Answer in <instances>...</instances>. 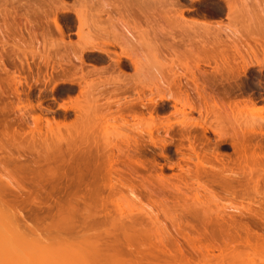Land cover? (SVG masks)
I'll return each mask as SVG.
<instances>
[{
	"label": "bare ground",
	"instance_id": "bare-ground-1",
	"mask_svg": "<svg viewBox=\"0 0 264 264\" xmlns=\"http://www.w3.org/2000/svg\"><path fill=\"white\" fill-rule=\"evenodd\" d=\"M21 1H25V0H20V1L18 0V2H21ZM34 1H37L38 5H36V6H34L33 4L31 5V3H32L31 0H26V2H24L27 5V7H28L29 3H30L29 7H30V5L32 7V9H29V10H31L30 13L29 12L28 13L26 12L27 14L25 13L26 14L25 15V21L27 19V21L29 22V25H30V27L27 29V32H28L27 34H29V37H30L29 42L31 44L30 53H31L32 61H30L28 56L26 55L28 53L23 52L21 54H23V59H25V60L20 58V56H18V55L16 56V58L19 61L20 67L23 68L24 65H27L28 70L32 71L33 66L38 67V69H39L40 66L43 65L46 68V70H45L46 73L43 76L44 78L42 77L43 78L42 80L44 82L53 81L56 77L57 80H54V82L55 81L58 82V80H61V82H68L70 84L71 88L74 85L75 86L77 85L79 88V95L74 97L73 99H70L71 100V106L70 107L76 111L78 117H80L81 119L87 120L89 122V124L93 128H96V129L98 128L97 125H101L100 123L103 124V121H105V122L107 121V115H106L104 109L107 107H108V109H110L111 106H109V105H111L112 104L111 102H113L112 99L111 100L109 99L108 102L111 101L110 102L111 104L107 102L105 104L106 107L104 108V106H105L104 104L103 105L99 104V100L101 98L104 99V97L106 98V96H108V95H110V96L119 95V97H120V95L124 96L123 98L125 99V101L123 103L118 102L119 103V112H118L119 114L115 115V117L112 115V117H114L113 120L118 119L117 116H119V119L122 121V123L124 125L128 124L129 119L127 118V116L128 117L131 116L132 118H135V119L137 118L136 119L137 121H139L140 119H141V121H144L143 119L145 116L143 115V111H144L143 109L146 110L148 108L147 102H150L152 106L150 109V119H148L149 120L148 122H151V123H149L150 125L146 131L148 132L147 134L150 135V137H149L150 142L149 143H152L154 146H156V145L158 146L160 144V143L157 144L156 142H158V140L161 141V138L158 137L160 135L157 134L158 138L156 139V136L154 135L153 132L155 131L156 128L158 130L159 125H162L160 122L159 123L155 122V119L152 115V111L156 107V106L154 107V105L162 106L163 105L162 103L164 101L167 102L169 99H171L174 101V107H176L177 103H182L183 107H188L192 111L194 109H196V110L198 109L199 114L201 115V119L203 121H207L206 119L209 117V114L211 112L209 110H211L212 108L214 110L215 109L214 107L218 106V104H217V102H215V104H213V107L208 109L207 103L211 102L212 100L208 101V102L206 101V97H205L206 95L205 96L203 95V92H204L203 90L205 89V86L199 85L198 81H200V79L203 80V82L201 83L202 85L204 82H208L212 85V87L215 86L216 89H217V87L218 88L220 87V84H221V86H223L224 84H227V85L221 87L222 89H224L223 90L224 91L223 96H225V97L220 96V97L226 99V98L230 97L235 92V91L233 92V90H232V86H234L233 83L237 82V79H239L242 75H245L250 66H253V64L259 65L261 67L260 70L264 67V45L261 46L262 50H263V56H262L263 58H259L254 54L253 57L255 58V60L252 61L251 58L246 59L243 56H240L243 63L242 64L241 63L235 64L236 65L235 66L233 64L236 62L237 58H235V56H232L234 54L232 52H231L232 57L229 55L230 54L229 49H231L232 51L234 50V52L238 51L237 54L240 52L238 50L239 48H238L237 43L236 42L233 43V41H234V40L232 41L233 38L230 39L232 36L234 37V34L232 36L230 35L234 31L231 32L230 34L228 33L231 37H227V39H225V37L227 36V33H226V36L225 35L223 36L224 38L222 37L223 39H220V38L216 37V35H214L216 38H214V36L212 37V35L214 34V32H213V34L210 37L213 38L212 42L214 40V45H216L218 47V49H219V50H217L218 52L216 53V51H215V54H214V52L208 54V52H210V49H209V51H206L207 55L204 56V54H203V56H197V58H196L197 61H196V65L194 66V68H190L189 66L186 68L188 70V72L191 74L190 75L191 77H189L190 81H192L196 86L197 90H195V92L199 94L197 96H199L198 101H200V102L199 103L197 102V103L200 105H199V107H196L194 105L195 103H193L191 98L189 97L190 94H188L186 92L187 89L185 90V92H183V93H185L184 98H180L178 95L167 96L164 94L163 87H161L160 83H158L159 78H160V77L158 78V76H160V75H158V76L156 75L157 77L154 76L156 79L153 78V74H151L150 69L148 67H145L146 63L143 62V59L141 60L142 53L145 50H147V52L152 51L154 45H152L153 43L151 44V42L148 41L144 37H142V40H139L137 38V35L140 34V31H138V29H142L143 27H146V29H149V28L153 29V28L157 27L156 29H158L159 32L161 31V33L164 34L161 36H164L162 38H164V40H165V37H166L165 33H167V32H163L164 31V30L162 31L163 28H161V30H159L158 27H160V26H158V24L160 23V24L164 25L166 23L169 26L172 25L170 27L168 26L170 29L172 27H173L172 29L174 31L177 29L176 31H178V32H177V34L175 33L176 36L178 35V33H179V35H181V34L184 35V33H185V35H187V33H189V32H187L188 30H191L192 34H196V37L191 38V40H190V46H192L191 45L192 42H196L195 40H197L198 39L197 37L199 36V30L198 29L200 27L198 28L199 25L197 23H201V22L196 20L198 18L192 19L189 22V20L187 19V16L185 17V15H184V9H183L184 5H183V3H181V0H120L122 3H120L119 0H73L74 2L72 3V5H69L67 3V0H34ZM202 1H204V0H189V2L191 3V7H194L195 3L202 2ZM241 1H244V0H219L218 11L220 13H222L226 9V16H227V19L229 22V19H233L235 16L236 17L240 16L239 14L242 13V10H241L242 8H240V5H244V3L246 4L247 1H244V2H241ZM255 1H257V0H255ZM10 3L15 4V1L10 0ZM37 3H35V4H37ZM186 7L188 8V6H185V8ZM244 9L246 10V7ZM245 10L243 11L245 13L241 14V19L246 15ZM248 10L249 9H247V12H248ZM11 11L12 12H10L9 15H11V17L13 19L14 18L16 19V17L19 16V14H17L16 9L13 7V9ZM60 15L62 16V18L71 19L70 23L64 24L61 21V19H59V17H58ZM242 15H243V17H242ZM31 17L40 18V20H41L40 25L37 28V30L35 29V24H34L35 21H33ZM259 20H261V18H259ZM234 21H235V18H234ZM88 22L91 23L92 26H94L92 23H95L94 27L91 26L92 27L91 30H93V32L95 30V27L101 26V25L99 26L98 24H102V27L100 29H97L98 28L97 27L96 28L97 30L95 31V33H93V35H92V33L91 34L86 33L85 27L88 26ZM202 23L207 25L206 26L207 29H208V26L211 25V23L207 22V21H202ZM234 23H235V25H237L236 22H234ZM234 23H233V25H234ZM216 24H218V23H216ZM195 26H196V28H195ZM257 26H259V25H257ZM223 27H224V24H223ZM225 27H226V24H225ZM201 28H203V27H201ZM210 28H212V27H209V30H211ZM257 28L258 27H256V29ZM73 29L74 30L76 29L74 34H76L78 36L77 37L78 41H75V42H72L71 40L66 41L68 39H65V38L67 36L69 38L70 32ZM195 29H196V31H195ZM215 29H217L218 31L222 30V25L220 24L218 26H215ZM224 29L226 30V28H224ZM231 29H230V31H232ZM261 29H262V27H261ZM53 30H56L60 36V38L57 41L56 40L53 41V39L51 38ZM203 30H204V28H203ZM227 30H228V27H227ZM213 31H214V29H213ZM262 31L264 33V30H259V33L262 34ZM159 32L157 33V35L159 34ZM222 32H223L222 34H225L226 31H222ZM201 33L203 34L206 32L201 31ZM236 33L239 36L238 32H236ZM143 34H145V36L147 34V36L149 37L148 33H143ZM197 34H198V36H197ZM218 34H220V32H218ZM150 35H153V34H150ZM237 35H236V37H237ZM262 35L264 36V34H262ZM167 36H168V33H167ZM170 37H172V38L174 37L173 33L171 34ZM179 37L180 36H178V38ZM158 38L156 39L157 43L160 41V39L162 40V42L160 41L159 43H163V39L161 37H160V39H158ZM168 38H169V36L167 37V39ZM186 39H188V36L185 37V40ZM204 39H206V38L204 37ZM240 39L238 38V40H240ZM255 39H256V36H255ZM180 40L183 41L184 39H180ZM224 40H227V42H225ZM228 40H229V42H228ZM263 40H264V38L262 39V41ZM140 41H143V42H140ZM182 41H180V42H182ZM230 41H232V42H230ZM255 41H257V39ZM247 42H248V40H247ZM7 43L8 42L4 41V45H6ZM33 43H37V45H39V46L37 48H34ZM260 43H261V41H260ZM23 44H25V43L23 42ZM2 45H3V43H2ZM4 45H3V47H4ZM185 45H186V43H185ZM14 46L18 47L17 50L23 51L21 49V47L19 46V44H14ZM160 47H162V45ZM160 47L158 46V48H160ZM169 47H171V46H169ZM199 47H200V45H199ZM158 48L155 47V50H157ZM207 48H205V49H207ZM39 49H41V50H39ZM186 49H187V46H186ZM190 49H191V47H190ZM12 50H14V49H12ZM211 50H212V48H211ZM12 52H15V51H12ZM88 53L97 54L98 57H101L102 59H103V57L104 58L108 57L110 60V63L105 64V65L103 64V66H100V67L96 66L94 64H91L93 67L92 71H90V72L88 71L87 73H84L85 72L84 71L85 66L88 65L86 63V59H85V56ZM240 53L238 55H240ZM0 54H1L0 55V65H1V63H3L2 65L4 66L5 69H7L6 64H5L6 58L2 53H0ZM15 54H18V53L15 52ZM238 55L236 57H238ZM241 55H243V54H241ZM156 56H157V54L152 57V58L155 57L154 58L155 60L152 59V62L156 61L155 62L156 64L154 62L153 63L156 65V67H158L157 64H159L161 62H157L159 60L157 59L158 57H156ZM8 57H9V55H8ZM36 57L38 58L39 62L35 61ZM189 57L190 56H188V58L187 57L186 58L189 59ZM231 58H233V59H231ZM240 58L238 57V59H240ZM10 59H11V56H10ZM12 60H14V59H12ZM217 60H218V62H217ZM212 61L215 62L214 63L215 64L214 65L215 66L214 72L209 74V72L211 70L208 72V70L200 67L201 63L210 66V63H212ZM14 62H15V60H14ZM77 62H79V64H76ZM236 63H238V62H236ZM186 65H188V64H186ZM16 66L17 65H15V67ZM159 66H162V65L159 64ZM165 67H164V69H165ZM131 69L135 71V77L132 78L131 80L127 79L126 77H125V79H123L122 76H120V74H119V76H120L119 79H115V77H114L112 79L105 80V82H100V81H97V79H96V83H94L93 81H87V78L90 77L92 74L96 76V74H103L105 72H112L113 73L115 71H118V72L125 75L126 74L125 72H128ZM194 69L198 72L197 75H199V77L195 74L196 71ZM39 70H38V73L36 72L37 73L36 77L31 76L32 79H34L35 83L41 82ZM156 72L161 74V72H160V70H158V68H156ZM179 75H181V74H179ZM10 76H11V80L9 79L10 77L7 76L9 80H7V82H6L7 83L6 88L3 87V85H4V84H2L3 81L0 80V100L7 93V92L5 93V90L9 88L10 90L15 91V93L14 92L13 93L11 92V93L14 96L15 95L17 96L16 98L19 100L20 103L26 102V104H23L24 108H26V109L30 108V109L34 110L36 108V106L33 105L32 101L30 99L29 91H26V90L23 91L25 93V97H23L25 99L24 101L21 99L20 93L18 92L19 91L18 85L19 84L21 85V83H22L20 74L16 75V71H12ZM59 77L61 79H59ZM172 77L174 79H171L170 81H172V83H174V85L177 86L180 91L181 90L183 91V89H181V88H183L182 87L183 85L180 82V80L182 78L181 79H180V77L178 78V74L175 72H174V75ZM24 79H25L24 81L27 84V88L31 89L32 84H30L28 82V78L26 76H24ZM94 81H95V79H94ZM184 81H185V79H184ZM184 81H182V82H184ZM56 82H55V85H57ZM185 82H184V84H185ZM116 83H119V85L117 86ZM218 84H219V86H217ZM186 85H188V84H186ZM186 85H185V87H187ZM112 86L114 88L112 90H109L108 88H110ZM73 89H74V87H73ZM193 90H194V88L192 89V91ZM147 91H149L150 93L146 94ZM221 92H222V90H221ZM129 94L134 95V96H132L134 98L131 97L132 99L128 100V98L130 96ZM156 94L159 97V99H158L159 101L158 100L155 101L153 99V97L156 96ZM207 95L209 96V93ZM7 96L10 97L9 94ZM233 96H235V95H233ZM116 97H118V96H116ZM193 99H194V97H193ZM207 99L209 100V97ZM117 101H119V100H117ZM240 102L241 101H239V103H238V100L235 103L232 102L234 104L233 108H237L238 105L241 104ZM203 104H204V106L202 107L201 105H203ZM242 104L245 105L244 107L247 110H250V109L255 110L257 108L260 111L259 112L260 114L262 113L261 111H263V109H264L263 106H262L263 109L261 107L262 110L260 109L259 106L256 107V105H255L256 103L253 100H245L242 102ZM40 106H41V104H40ZM61 106L64 109H67V105H65V104H62ZM241 107H243V106H241ZM16 108L18 109L17 104L15 105V103L13 101H8L6 104L4 103V105L0 106V114L1 115L10 114V113L14 112ZM219 108H218V110L216 109L217 114H218V111L220 110ZM30 109H29V111H30ZM48 110H50V109H48ZM179 110L180 109H177L176 112H179ZM203 110L206 113L205 116L203 115L204 114ZM237 110H238V108H237ZM180 112L185 117L187 116L186 111L184 109H182ZM37 113H38V111H37ZM139 113H140V116L138 115ZM211 113H213V112H211ZM138 118H140V119H138ZM157 118H159V117H157ZM21 119H22V121H23V119H25V113L22 114ZM216 119H217V117H216ZM260 119H262L263 123H256V125L250 126L246 130H242L241 132L235 131V133H233L231 135L226 134V132L223 130L222 127L221 128L215 127L213 129L211 126L212 131L214 133H216L218 138L221 139L222 141L226 140L225 138H227V137L231 138L230 139L231 141L229 143H231V146H233L232 149H234L233 151L235 152V154H233V155L234 156L236 155L235 156L236 158L234 157L233 159H231L229 157L228 160L234 166L236 165L235 169H234V166L232 167L231 164H229V161L228 162L225 161L226 163L223 162L225 160L224 158H222L224 156L223 154L219 153L220 155H218V152H214V155L212 153L213 156L212 155L208 156V154H207L208 152L207 153L206 152H200L203 149L198 151L199 146H198V144H196V142H198V140H197L198 136L192 135L191 129L193 127H195V128L198 127L205 137L206 136L205 134L208 131V126L206 125L207 124L206 122H204L205 123V125H204V123L203 124L198 123L197 120L195 121V119L192 120L191 118L189 120L183 119V120L179 121L180 129H179V133L177 132L178 135L179 134L181 135V136H179V138H174V136H171V138H169L170 139L169 141H172V142L176 139H177V141L179 139L180 142H182L184 140L188 141L189 145L187 147L189 149L188 148L187 149L190 150L189 151V152H191L190 155L189 154H183V152L182 153L180 152L181 150L178 147L183 146V142L181 143L182 145L179 146L180 144L178 141V146H177V149H179V151H177V152H179L180 154H183L185 156L187 155L185 157V159L183 158L184 156L181 155L182 158L184 159V161L186 160L185 162H188L190 164V162L192 163L194 161V158L197 159L196 162H193L195 164L194 168L189 167V165H187V164H186L187 168H184L182 165H180V163H178L177 166H178V168L180 167V171H181L180 174L166 175L165 168L162 166V164L160 167L157 166L158 167L157 169H159V170H157L155 168L156 166L155 167L152 166L150 168L147 167V165H146L147 158L145 156L146 154L144 155L145 159L140 157L141 148H142V146H144L146 144V142L144 141V139L146 140V138L143 135V133H144L143 131L140 132L141 139L143 140V142H140V140L138 138H134V141L132 142L128 138L129 136H124V140H123V144H124L123 146L124 147H121V148L119 147V145L112 144L111 142H108L107 137L104 136V138L106 137V143H105V146L102 148V151L100 150V148L98 146L95 147V151H93L92 146H90L89 148L83 149V147H82L83 144H78L75 141L70 142V144L71 143L72 144L70 146L67 145V149H65V150H63L61 148V146H58L55 150H48L44 154H42L40 151H38L36 149H28L26 147H25V149H27V150H24L23 154L18 152L17 155H14L13 153L7 151V153H8L7 158H10L12 160V164H11L12 168L9 169V167H7L6 165H3L4 162L2 164L0 163V167L2 168V171L4 172V175H3V172L2 173L0 172V264H7V262H5L6 261L5 259H7L8 254H6V253L9 250H11V248L12 249L15 248V250H16V248H19V245H20V244L17 245L18 242L14 243L13 241L14 240L17 241V240L16 239L13 240V238H12L13 235L11 236V234L15 235L18 233L16 230H14V228H12L13 223H15L17 219H15L16 218L15 215L11 216L9 214L7 215L6 212H3L2 209L6 204L1 201V197L2 196H8V195H16V196L28 195V196H30V195H34V194L35 195L37 194L40 196L41 193H43V191L45 193V194L43 193L44 195L50 196V199L53 201V204L49 203V200H47V199H41L40 198L41 200L39 199L38 201H35L36 197H34L35 198L34 200L31 199L32 202L34 201L39 206H41V205L46 206L47 210L48 209L50 211L55 210L56 215L61 217V224L63 225L61 228L64 231H68V230H74L75 231L76 229H78V230H76V233H70L71 237L68 235L72 239L69 242L71 244H69L67 242L68 240H66L67 246L61 245L62 247H64L63 249H65V253L63 252V254H62V252L60 250V252H58V253L59 254L61 253L62 255L61 254H60V256L54 255L55 257H58V258L60 257L58 259L59 261L57 260V258L54 259V257H53L54 261L57 260V262H59V264H124L127 261L126 257L124 258V256H129V259L131 258L132 260H136V258L138 260L140 258L141 261L143 262L141 257H143V259L146 257L145 259L149 260V257L147 255L151 256L153 259H156V260H160V257H161L160 255H163V256L166 255V256H168V258L170 257V259H171V262H166V263H168V264H170V263L176 264V262L178 263L179 261H177V258H175V257H177V254H175V253L178 252V254H181L182 256H184L185 252H184V249L182 248L181 243L177 237L179 236L182 239H184V241L186 243H188L191 247H193L192 243L194 244V242H196L198 240L197 239L198 236H196V235H195L196 237L192 236V234H194V232L191 233V230L192 231L194 230L193 225H191L190 223L187 222L186 223L187 226H185L186 228L183 227L182 220H181L182 218H180L179 220H173V219L171 220L170 219L172 224L174 223L173 224L174 225V231L176 232L175 234H177V235L174 234V236H171L172 233L169 234V232L162 231L164 226L157 219V217L159 215L157 214L158 215L157 216L156 213H151L149 211H146L144 213V211H143L142 212V213H144L143 215L146 216V217H144L142 215L144 218H142V216H140L139 214H137V215H139L141 218L137 217L136 215L133 216L132 213H134V212H132V213L126 212L127 215H124V213H120L118 215L119 216V223H120V225L123 224L121 226V230H122V227L125 225L124 226L125 228H123L122 233L124 232V229L128 228L125 231H127V233H128V230H131L132 232L129 231L131 234L136 232L137 235H135V233H134V236H137L136 238H138L139 240H140L141 236H145V234L148 233L149 236L151 237V238L150 237H148V238L150 240L153 239V241L150 242L149 245H147L145 243H141V240H140V242H138L139 241L138 240L137 242L139 243V246L133 245L135 240H136L134 238L135 240L133 241V244L131 243L130 240H133L132 239L133 234L125 237V235L127 233L124 232L125 233V234L123 233V236H124L123 238L125 239L124 241L127 242L126 239H128L129 242L121 243L119 240L115 239L114 241H111V242L109 241L110 242L109 243L108 241H101L102 237L100 238V235L96 234L95 231H94V234H92L91 232H93V230H95V229H93V227H91V225L89 226L87 224V222L84 221V223L87 226L85 224H84V226H82L83 224L80 226H76L75 221L77 219L75 218L73 213H75L76 204H79V202L75 199L74 196H57L56 199L53 198L52 195H53L55 190H58L61 192L62 189L63 190L68 189V188L73 187V186H75V188H73V190L75 189L76 191H82V187H84L87 189V191L89 193H91V191L93 190L91 188L94 184L96 185V187H93V188H97L98 186H101V179H102V174H103V170H101V168L103 166L102 162L107 160V163L109 165L104 166V167L106 169H114L113 164L116 163L117 157L123 158L122 162L128 167V171H129V174L132 177V179L141 183L142 189L145 190L150 195L153 194V191L150 188V185L152 186V182L148 179V177H151L152 179L153 178L156 179L157 183L159 184L161 189L162 190L166 189L169 193L186 194V192L183 191V189H186V190H191V191L193 190L192 192L195 194V196H200L203 191L205 192V194H204L205 196H209V193H210V196H219L220 195L219 193L222 192L223 194H225V196L231 197L232 199H235V200L237 199V197H240V198H242L241 200H243V198L245 196H248L246 198L249 199L248 200L249 203L247 202L248 204L245 207L243 206L245 208L244 209V215H243V211H241V213H242L243 217H245V215L249 216L251 221H250L249 217H247L249 219L248 222L243 221L244 224H241L235 218L234 213L231 214L232 212L230 213V211H229V213H225L220 217L219 225L226 224V225H228V227L234 228V229L242 228L241 232L244 231L247 236L245 235L246 238L244 237L245 238L244 239L240 235L241 236L240 239L242 240L241 242L251 243L252 240H254V241L257 240L256 244L258 245V243L259 244L261 243L262 246H260L261 245L260 244L259 247L264 248V197H258V196H261L262 194L264 195V191L262 192V190H260V188L264 190V188H263L264 187V139H261L264 137V117L260 116ZM33 120H34V123L38 126L39 124L41 125L43 118L40 115H36V116H33ZM150 120H152V121H150ZM202 120L200 122H203ZM217 120L219 121V124L223 126L224 122L222 121V119L218 118ZM54 121H55V124L57 123L58 126H64L63 121H56L55 119H54ZM215 121L216 120L214 119V122ZM46 122L48 123V125L51 124V121L49 119H46ZM145 122H147V121H145ZM114 124H117V123H114ZM18 125H19V123H18ZM159 130H158V132H159ZM164 130L167 134H169V131L173 130V126L168 122L167 128ZM154 136H155V138H154ZM205 138H207V137H205ZM258 138H260L263 141H261V140L258 141L257 140ZM209 139L210 138H208V141H209ZM85 140H86V138H85ZM167 141L168 140L166 139L163 142V144L161 146H159V147H161V152L164 150ZM253 141H256V142H253ZM169 143H171V142H169ZM29 147H30V145H29ZM114 148L118 150L117 152L119 155H116L117 153L115 154V152L113 151ZM33 150H36L35 153L37 154L39 159L42 158L43 163L47 165L46 167H44L43 165H41L37 161L30 163L31 160H35L34 154L32 152ZM162 153H161L162 156L167 155L166 151L165 152L163 151ZM167 159H168V156H167ZM183 159H182V161H183ZM22 160L27 161V163L22 162ZM152 161H153V159H152ZM213 161L214 162L218 161V162H220L219 164L222 163V165H221L222 167H217L218 166V165H216L217 163L215 162L216 164H214V163H212ZM248 162H252V163H254V165H249ZM260 162H262L263 165H261ZM227 163H228V165H226ZM258 163H260V164L258 165ZM133 164L135 166H137L136 169L133 167ZM207 164L208 165L211 164V166L209 167ZM212 165H214V166L216 165V167H214ZM236 168L240 172L236 171ZM140 170L146 171V173L149 176L145 177L144 175H142L140 173ZM152 171L155 172V175L152 174ZM182 172H185L186 173L185 175L189 176V177L187 176L188 178H190V176H191V179H194L195 182L191 183V181L188 180L186 176L183 177L182 175L184 173H182ZM256 173H257V175H256ZM245 175H246V177H245ZM29 176H32V178L29 179ZM173 178L177 179L178 182L172 183L171 180ZM64 181H65V184H63ZM26 182H31L33 187H35V190L27 188V186H25ZM208 182H210L211 184L216 186L220 192H216V191L211 192L212 188L211 189L207 188ZM213 185H212V187H213ZM46 186H50L51 190L46 191L45 190ZM113 187H114V185L111 182L108 185V188L112 189ZM209 190H211V191L209 192ZM76 191H74V193L72 192L71 194H75ZM83 191H84V189H83ZM251 193L254 195L252 196V198L251 197L249 198ZM220 196L217 198L220 199L221 198ZM160 197L162 198L164 196H159V198ZM222 198L220 200H222ZM258 198L259 199L262 198V199L258 200ZM255 199H257V201ZM26 200L29 201L30 199L29 200L26 199ZM27 201H26V203H27ZM32 202H30V203H32ZM83 202H84V199H83ZM232 203L230 200L231 205H233ZM156 205H157L156 208H158V205H159V208H160V206H162V205H160V203L156 204ZM231 205L229 207H231ZM232 207H231V211L233 209ZM243 207H242V209H243ZM224 208L226 209V207H224ZM132 209H133V207H132ZM239 209H240V207H239ZM120 210L122 212L121 208H120ZM120 210H119V212H120ZM234 210H236V209H234ZM237 210H238V208H237ZM4 211H6V210H4ZM128 211H130V210H128ZM140 211H136V213L140 212ZM19 212H20V214L22 213L20 210L18 211V213ZM128 214H130V215H128ZM238 215H240V214H238ZM72 216L76 220H74L72 218ZM191 217H193L192 219H196V214H191ZM239 218H241V215ZM141 219H144V221ZM156 219L159 222H156ZM126 222H129V225ZM148 222H149V224H148L149 227L151 226L149 228V230L147 229V227H148L147 223ZM78 223H80V222H78ZM145 223L147 226L146 227L147 230L144 229L145 225H143V224H145ZM158 223H160V225H162L163 228H160L159 227L160 225L159 226L157 225ZM70 224L73 226H71ZM238 225L240 226V228H238L239 227ZM251 225H252V227H251ZM13 226L15 227V225H13ZM142 226L144 227L143 228L144 231H143V233H139L138 227H140V230H142L141 229ZM70 228H72V229H70ZM253 228L254 229L257 228L259 230H261V228H262L263 231L262 230L261 231L263 232V234H261L262 232L261 233L257 232V230H254ZM61 230H60V232H62ZM164 230H167V228ZM140 232H142V231H140ZM141 234H144V235H141ZM238 234H239V232H238ZM8 235H10V237H8ZM129 237H130V240H129ZM145 237H143V238H145ZM253 237L255 239L251 240V238H253ZM169 238H172L173 243L170 241ZM73 239L75 241H73ZM60 240H59V242H60ZM53 241H55V240H53ZM38 242H39V244L41 243L40 241H38ZM60 243L63 244V242H60ZM170 243L173 244V245H171L173 247L170 246L171 248H173L172 249L173 251L169 247ZM15 244H16V246H15ZM54 244H55V242H54ZM135 244H137V243L135 242ZM174 244L176 246V249L174 247ZM251 244H252V246L249 244L250 247H252V249H254L255 244H253V243H251ZM39 246H38V248H39ZM35 248H37L36 245H35ZM41 249H40V254H41ZM174 249H175V251L176 250L177 251L175 252ZM15 250H13V251L15 252ZM42 250H44V249H42ZM18 251H19V249H18ZM52 251L54 253L57 252L54 250H52ZM52 251L48 250V252H50V253ZM48 252H47V254H48ZM18 253H20V252H18ZM160 253H163V254H160ZM144 255H145V257H144ZM132 257H136V258L134 259ZM151 257H150V260H151ZM171 257L172 258L174 257L175 259L174 258L172 259ZM123 259H125V260H123ZM140 259L138 260L139 262H140ZM145 259H144V261H145ZM46 260L49 261V259H46ZM132 260H131V262L129 261L131 264L133 263ZM172 260H174V263ZM54 261H52V262L55 263ZM136 261H134L133 264H135ZM154 261H153V263L158 262V261H155V262ZM139 262H136V264H140ZM45 263H46V261H45ZM45 263L43 262V264H45ZM127 263H128V261H127ZM127 263H125V264H127ZM179 263L180 264H191L190 261H185L182 263L179 262ZM48 264H50V263H48Z\"/></svg>",
	"mask_w": 264,
	"mask_h": 264
},
{
	"label": "rangeland",
	"instance_id": "rangeland-1",
	"mask_svg": "<svg viewBox=\"0 0 264 264\" xmlns=\"http://www.w3.org/2000/svg\"><path fill=\"white\" fill-rule=\"evenodd\" d=\"M14 1H15V4L13 3L14 4L13 5L10 3V0H0V53H2L6 58L5 64H6V68H7V69H5L4 66L2 65L3 63H1V65H0V80H2L4 82L3 83L1 81L2 84H4L3 87L6 88L7 80H9V79L11 80L10 75H11L12 71H16V75L20 74V77L22 80L21 85L20 84L18 85V90H19L18 92L20 93V97L24 101L25 99L23 97H25V93L23 91H25V90L29 91L30 99H31L33 105L36 106V108L34 110L29 108L30 111L28 108L27 109L24 108L23 104H26V102L20 103L19 100L16 98L17 96L16 95L14 96L12 94L13 92L15 93V91L10 90L9 88L6 89L7 91L5 90V93L6 92L7 93L0 100L1 101L0 106L4 105V103L6 104L8 101H13L15 103V105L16 104L18 105V109H19L18 110L16 108L15 111L10 113V114H6V115L0 114V163L2 164L4 162L3 165H6L7 167H9V169L12 168V165H11L12 160L10 158H7V154H8L7 151L13 153L14 155H17L18 152L23 154V151L27 150V149H25V147H26L28 149H36V150L40 151L42 154H44L48 150H55L58 146H61V148L63 150H65V149H67V145L70 146L72 144V143L70 144V142H73V141L77 142L78 144H83V146H82L83 149L84 148L86 149V148H89L90 146H92L93 151H95V147L98 146L100 148V150L102 151V148L105 146V143H106V137H107L108 142H111L112 144L119 145V147L121 148V147H124L123 146L124 145L123 144L124 136H129L128 138L132 142L134 141V138H138L140 140V142H143V140L141 139V134H140V132L143 131L144 132L143 135L146 138V140L144 139L146 144L144 143L145 145L142 146V148H141L140 157L145 159L144 155L146 154L145 156L147 158V161H146L147 167L150 168L152 166H154V167L156 166L155 168L157 169L158 168L157 166L160 167L162 164V166L165 168L166 175L180 174L181 171H180V167L178 168V166H177L178 163H180V165H182L184 168H187L186 167L187 165H189V167H191V168H194L195 164L193 162H196L197 159L194 158V161L192 163L190 162V164L188 162H185L186 160L184 161V159L187 155L185 156L183 154H189L190 155V153H191V152H189L190 150H188L189 148L187 147L189 145L187 140L182 141L183 146H181L182 142H180L178 139L179 144H180L179 146H181L178 148H180V150H181L180 152L181 153L183 152V154H180L179 152H177V151H179V149H177V146H178L177 139L174 140L173 142L169 141L170 140L169 138H171V136H174V138H179V136H181L180 134L178 135L179 129H180L179 121H181L183 119L189 120L191 118L192 120H194V119H195V121L197 120L198 123L203 124L204 122H206L207 123L206 125L208 126V131L206 132L205 137H207V138L204 137L203 133L201 132V130L198 127H196V128L193 127L191 129V134L194 136L195 135L198 136L197 140L199 143L196 142V144H198V146H199L198 151L203 149L200 152H206V153L208 152L207 153L208 156H211L212 153L214 155V152H218V155L223 154L224 156L222 158L225 159L223 161L224 163L229 161L228 160L229 157L231 159H233L236 156V155L235 156L233 155V154H235V152L233 151L234 149H232L233 146H231V147L229 146V144L231 145V143H229L231 141L230 140L231 138L227 137V138H225L226 140L222 141L221 139L218 138L217 134L212 131V128L214 129L215 127L216 128L222 127L223 130L226 132V134L231 135V134L235 133V131L241 132L242 130H246L250 126L256 125V123H263L262 119H260V116L264 117V109H263L264 98L263 99H260V98L264 97V94L258 95V93H256V92L252 93V94H248V92H250L251 89L252 90H264V67L260 70L261 67L259 65L253 64V66H250L248 68L245 75H242L239 79H237V82L233 83L234 84L233 89L236 92L233 95H235V96L231 95L230 97H228L226 99L222 98L220 96H223V94H224V91H223L224 89H222L221 87H223L227 84H224L223 86H221V84H220V87L219 88L217 87V89H216L215 86L212 87V85L208 82H204L202 85L201 84L203 82L202 79H200V81H198L199 85L205 86V89L203 90L204 92L202 90L201 91L203 92L204 96L206 95L205 96L206 101L208 102V101L212 100L211 102L207 103L208 109L212 108L213 104H215V102H217V104H218V106L214 107L215 108L214 110H213V108L211 110H209L213 113L210 112L209 117L210 116L211 117L210 118L208 117L206 119L207 121H203L201 119V115L199 114L198 109L197 110L194 109L192 111L188 107H183L182 103H177L176 107H174V101L171 99H169L167 102L164 101L162 103L163 107L159 106V105L158 106L154 105V107L155 106L156 107L152 111V115L155 119V122H158V123L160 122L162 124V125L158 124L159 125L158 130L160 129L159 132H158L157 128L153 132L154 135L156 136V139L158 137L161 138V141L158 140V142H156L157 144L160 143L158 146L156 145L157 147L154 146L152 143H149L150 142L149 141L150 135L147 134L148 132L146 131L150 125L149 123H151V122H148L149 121L148 119H150V109L152 106L150 102H147L148 108L146 110L143 109L144 110L143 115L145 117H144V119L142 117L141 118L144 121H141L140 118H138L140 120L137 121L136 120L137 118L135 119V118H132L131 116H129V117L127 116L129 121H128L127 125H124L122 123V121L119 119V116H117L118 119L113 120L115 115L119 114L118 113L119 112V103H123L125 101V99L123 98L124 96L120 95V97H119V95H116V96H118V97H116L114 95H112V96L108 95V96H106V98L104 97V99L101 98L99 100V104L105 105L109 99L110 100L112 99L113 102L110 101L112 104L110 102H108L111 104V105H109V106H111L110 109H108V107L105 108L106 105L104 106V108H105L104 111L107 115V121L106 122L103 121V124L100 123L101 125H97V127H98L97 129L93 128L87 120L81 119L80 117H78L76 111L70 107L71 106V100L70 99H73L74 97L79 95V88L77 85L76 86L74 85L73 86L74 89H73V87L72 88L70 87V84L68 82H61V80H58V82L60 81L59 83L55 81L57 83V85H55L54 80H57L56 77L53 81L44 82L42 79L44 78L43 76L46 73V71H45L46 68L43 65L40 66V68H41V69L39 68L40 70L38 69V67L33 66L32 71L28 70L27 65H24L23 68L20 67L19 61L16 58L17 55L23 59V54H21V53L26 52V53H28L26 55L28 56L29 60L32 61V59H31L32 57H31V53H30L31 44L29 42L30 37H29V34H27L28 33L27 29L30 27V25H29V22L27 21V19H26L27 22L25 21V15L28 12L30 13L31 10H29V9H32V7H31L32 4L34 6H36V5H38V3H37V1L31 0L32 3L30 5V7H31L30 8L29 7L30 3L28 4V7L24 3V2H26V0L21 1V2H18V0H14ZM244 1H247L246 4L244 3V5H240V8H242L241 9L242 13H245L243 11L245 10L244 8L246 7V10H245L246 11V15H245L246 17L244 16L245 17L244 18L242 15L243 18L241 19L242 13H240L239 14L240 16L234 17L235 21L233 18V19H229V22H228V19L226 16V9L222 13H220L218 11L219 0H204L202 2L195 3L194 7H191V3L189 2V0H181V3H183V5H184V7H183L184 15H185V17L187 16V19L189 20V22H190V20L196 19V18H198L196 20L201 22V23H197L199 26L196 24L198 26V28L200 27L199 29L197 28L199 30V36L197 34L198 39L195 40L196 42H192V44H191L192 46H190V40H191V38L196 37V34H192L191 30L187 31V32H189V33H187V35H185V33H184V35L181 33H180L181 35H179V33H178V35L176 36V34L178 32V31H176L177 29L175 30L176 31L175 32L172 29L173 27L171 29L169 28L172 25L169 26L165 23L167 25L166 26L165 24L163 25V24L159 23L158 24V26H160V27H158L159 30H161V28H163L162 31L164 30L163 32H167L168 36H169V38L167 39L168 36H167V33H165L166 37L164 40V38H162L164 36H161L164 34H162L161 31L159 32L158 29H156L157 27L153 28L155 31L152 28L146 29V27H143L142 29H138V31H140V34L137 35V38L139 40H142V37H144L148 41H150L151 44L153 43L152 45H154L152 51L149 50L150 52H147V50H145L142 53L141 60L143 59V62L146 63L145 67H148L150 69L151 74H153V78H155L154 76H156V75L157 76L160 75V76H158V78L160 77L158 83H160V86L163 87V92L165 95H167V96L178 95L180 98H184L185 93H183V92H185V90L187 89L186 92L188 94H190L189 97L191 98L192 102L195 103L194 105L196 107H199L200 104H198V103L200 101H198L199 96H197L199 94L195 92V90H197L196 86L192 81H190L189 77H191L190 76L191 74L188 72V70L186 68L188 66L190 68H194V66L196 65L197 56H203V54H204V56L207 55L206 51H209V49H210V52H208V54L213 53V52L215 54V51H216V53L218 52L217 51V50H219L218 47L216 45H214V40L212 42L213 38L210 37L213 34V32H214V34L212 35V37L214 35H216V37H218L220 39H223L224 38L223 36L224 35L226 36V33H227V36L225 37V39H227V37H231L234 34V37L232 36L230 39L233 38L232 39V41L234 40L233 43L234 42L237 43L238 48H239L238 50L241 53L239 52L240 55H238L239 54V53L237 54L238 51L234 52V50L232 51L231 49H229V51H230L229 55L231 56L232 55L231 52H232V53H234L232 56H235V58H237L236 62H238V63L233 62L234 63L233 65L243 63L240 56H243L246 59L251 58L252 61L255 60V58L253 57L254 54L259 58H263L262 57L263 56V50H262L261 46L264 45L263 44L264 40L262 41V39L264 38V36L262 34H264V33L262 31V34H260L259 30H264V0H257V1H255V0H244ZM244 1H241V2H244ZM73 2H74L73 0H67V3L69 5H72ZM35 3H37V4H35ZM120 3H122V2L120 1ZM185 6H188V8L187 7L185 8ZM13 7L16 9L17 14H19V16L16 17V19L14 18L15 20L11 17V15H9L10 12H12L11 10L13 9ZM247 9H249L248 12H247ZM58 17H59V19H61V21L64 24L70 23L71 19L62 18L61 15ZM31 18L33 21H35V23H34L35 29L37 30V28L40 25L41 20H40V18H36V17H31ZM259 18H261V20H259ZM202 21H207V22L211 23V25L208 26V29L206 27L207 25L203 24ZM233 21L236 22L237 25H235V23ZM216 23H218V24H216ZM219 23L222 25V30L218 31L217 29H215V26L220 25ZM233 23H234V25H233ZM92 24L95 26V23H92ZM223 24H224V27H223ZM225 24H226V27H225ZM260 24L261 25L263 24V25L261 26ZM98 25L99 26L101 25V26L100 27L97 26L98 28L95 27V30L93 32V30H91V28L94 26H92L91 23L88 22V26L85 27V32L90 33V34L92 33V35H93V33H95V31L97 29H100L102 27V24H98ZM257 25H259V26H257ZM260 26L262 27V29ZM201 27H203L204 30ZM209 27H212V28H210L211 30H209ZM227 27H228L229 31L227 30ZM256 27H258V28L256 29ZM195 28H196V26H195ZM224 28H226V30ZM213 29H214V31H213ZM230 29L232 31H230ZM72 31L70 32L69 38H68V36L65 38V39H68L66 41H69V40H71L72 42L78 41V38H77L78 36L76 34H74L76 29L75 30L73 29ZM195 31H196V29H195ZM201 31L206 32V33L202 34ZM222 31H226L225 34H222L223 33ZM158 32H159V34L157 35ZM218 32H220V34H218ZM231 32H233V33H231ZM236 32H238L240 37L237 35ZM143 33H148L149 37L147 36V34L145 36V34H143ZM172 33L174 36L173 38L170 37ZM228 33L229 34L231 33L230 34L231 36ZM150 34H153V35H150ZM236 35L239 39L241 37L242 38L240 40H238ZM178 36H180L181 38L180 37L178 38ZM187 36H188V39H186L187 40L186 41L185 37H187ZM255 36H256L257 41H255L256 40ZM160 37L163 39L164 44L159 43L160 41L162 42ZM204 37L206 39H204ZM216 37L214 36V38H216ZM51 38L53 39V41H55V40L57 41L60 38V36L56 30H53ZM157 38L160 39V41L158 43L156 40ZM180 39H184L183 41L184 42L186 41L185 42L186 45ZM247 40H248V42H247ZM4 41H6L8 43L6 45H4ZM180 41H182L184 44ZM224 41L227 42V40H224ZM232 41H230V42H232ZM260 41H261V43H260ZM23 42L25 44H23ZM140 42H143V41H140ZM228 42H229V40H228ZM2 43H3L4 47H3ZM14 44H19V46L21 47V49L23 51L17 50L18 47H15ZM161 45H162V47H160ZM199 45H200V47H199ZM38 46L39 45H37V43H33L34 48H37ZM158 46L160 48H158ZM169 46H171V47H169ZM186 46H187L188 50L186 49ZM189 46L191 47V49ZM155 47H157L158 49L155 50ZM205 48H207V49H205ZM211 48H212V50H211ZM12 49H14V50H12ZM39 50H41V49H39ZM12 51H15L18 54H15V52H12ZM235 53L238 55V57L240 59H238V57H236L237 55ZM88 54L85 56L86 63H91V64H94V65L99 66V67L103 66V64L104 65L107 64V62L104 61V57L102 59L101 57H98L97 54H92V53H88ZM156 54H157L156 57H158L157 59L159 60L157 62H161L159 64H161L163 67L159 66V64H157L158 67H156V65H155L156 61H153L155 64L152 62V59L155 58V57L154 58H152V57L155 56ZM241 54H243V55H241ZM8 55H9V57H8ZM10 56H11V59H10ZM188 56H190L189 59H187ZM12 59H14L15 62ZM231 59H233V58H231ZM23 60H25V59H23ZM107 60H108V58H107ZM35 61L39 62L37 57L35 58ZM217 62H218V60H217ZM212 63H210V66L201 63L200 67L208 70V72L211 70L209 72V74H210V73L214 72V70H215V66H214L215 62L212 61ZM14 64L17 65L16 66L17 68L15 67ZM76 64H79V62H77ZM91 64L90 65L88 64L85 66V70H84L85 72L84 73H87L88 71L89 72L92 71L93 67ZM186 64H188V65H186ZM164 67H165V69H164ZM156 68H158V70H160L161 74L156 72ZM161 69L162 70L164 69V70L162 71ZM38 70L40 72L41 82L35 83L34 79H32L31 76L36 77ZM174 72L178 74V78L179 77H180V79L182 78L180 80V82L183 85L182 86L183 88H181V89H183V91L181 90L182 92L178 89L177 86L174 85V83H172V81H170L171 79H174L172 77L174 75ZM125 73L126 74L124 75L118 71H115L113 73L112 72H105L103 74H96V76L92 74L90 77L87 78V81H93L94 83H96V79H97V81L105 82V80L112 79L114 77H115V79H119L120 76H122L123 79H125V77H126L127 79H130V80L135 77V71L132 69L128 72H125ZM119 74H120V76H119ZM179 74H181V75H179ZM195 74L197 75L198 72L196 71ZM7 76L10 78L8 79ZM24 76H26L28 78V82L30 84H32L31 89L27 88V84L24 81L25 80ZM197 76L199 77V75H197ZM60 77H59V79L62 78V77L61 78ZM183 78L185 79L186 82L184 81ZM94 79H95V81H94ZM182 81H184L185 84ZM186 84H188V85H186ZM116 85L118 86L119 83H116ZM185 85L187 87H185ZM217 86H219V84ZM249 87H250V89H249ZM113 88L114 87L112 86L108 89L112 90ZM193 88H194V90H193L194 92L192 91ZM221 90H222V92H221ZM149 93L150 92L147 91L146 94H149ZM208 93H209V96L207 95ZM8 94L10 95V97L7 96ZM129 95L130 96H129L128 100L134 98V97H132L134 95H132V94H129ZM193 97H194V99H193ZM208 97H209V100L207 99ZM223 97H225V96H223ZM153 99L155 101H157L159 99L158 95L156 94V96H154ZM117 100H119V101H117ZM237 100H238V103H239V101H241L240 102L241 104L245 100H253L256 103L255 104L256 107L259 106L261 109V107L263 106L262 107L263 111H261L262 113L260 114L259 113L260 111L257 108L256 109L258 111L256 109L255 110H251V109L247 110L244 107L245 105H243L244 103L242 105L239 104L237 107L238 108V110H237V108H233L234 104L232 103V102L235 103ZM40 104H41V106H40ZM62 104L67 105V109H64L61 106ZM201 106L203 107L204 104ZM241 106H243V107H241ZM218 108L220 110L218 111V114H217ZM48 109H50V110H48ZM177 109H180L179 112H176ZM182 109H184L186 111V115H187L186 117L180 112ZM37 111H38V113H37ZM203 112H204L203 115L205 116L206 113L204 110H203ZM24 113H25V119H23V121H22L21 118H22V114H24ZM36 115H40L43 118L41 125L39 124L37 126L34 123L33 116H36ZM112 115L114 117H112ZM138 115L140 116V113ZM157 117H159V118H157ZM216 117H217V119L218 118L222 119V121L224 122L223 126L219 124V121L216 119ZM46 119H49L51 121L50 125H48V123L46 122ZM54 119L56 121H63L64 126H58L57 123L55 124ZM214 119L217 121V122L215 121L216 123L214 122ZM201 120L203 122H200ZM145 121H147V122H145ZM150 121H152V120H150ZM168 122L173 126V130L169 131V134H167L164 130L167 128ZM18 123H19V125H18ZM114 123H117V124H114ZM204 125H205V123H204ZM211 126H212V128H211ZM157 134L160 136H158ZM104 136H106V137L104 138ZM155 136H154V138H155ZM85 138H86V140H85ZM208 138H210L209 141H208ZM166 139L168 141L166 142V146H165L163 151L164 152L166 151L167 155L164 153L166 156H164V155L162 156L163 151L161 152V147H159V146H161ZM261 139H264V137ZM261 139L258 138L257 140L260 141ZM256 141H253V142H256ZM261 141H263V140H261ZM169 142H171V143H169ZM29 145H30V147H29ZM36 150L32 151L34 154L35 160H31L30 163L37 161L38 163H40L41 165L46 167L47 165L43 163L42 158L39 159L37 154L35 153ZM113 151L115 152V154L117 153L116 155H119L117 152L118 151L117 149L114 148ZM181 155L184 156L183 157L184 159L182 158ZM167 156H168V159H167ZM152 159H153V161H152ZM182 159H183V161H182ZM116 160H117L116 163L113 164L114 169H106L104 167V166L109 165L107 163V160L102 162L103 166H102L101 170H103V174H102V179H101V186H98L97 188H93V187H96V185L94 184L91 188V189H93L91 191V193H89L87 191V189L84 187H82V191H76L75 189L73 190V188H75V186L70 187L68 189H64V190L62 189L61 192L58 190L54 191V193L52 195L54 199H56L57 196H74L75 199L79 202V204H76L75 213H73L77 220L75 218H73V216H72V218L74 220H76L75 221L76 226H80L82 224H83L82 226H84V224H85L84 221H85V222H87V224L89 226L91 225V227H93V229H95V230H93V232H91L92 234H94V231H95L96 234L100 235V238L102 237L101 241H108V242L110 241L111 242V241H114L116 239V240H119L121 243H125L126 241H124L125 239L123 238L124 237L123 233L124 232L127 233V231H125V230H127L128 228L124 229V232L122 233V230H123V228H125L124 227L125 225L122 227V230H121V226L123 224L121 223L122 225H120L118 215L120 213H124V215H127L126 212H129V213L134 212V213H132L133 216L136 215L137 217H140L146 211H149L151 213H156V215L157 214L159 215V216L157 215L158 216L157 219L162 223L164 228L162 225H160V223H158L157 225L158 226L160 225L159 227L163 228L162 231L169 232V234L172 233L173 235L171 234V236H174V234L176 233L174 231V225H173L174 223L172 224V222H171L172 219L173 220H179L180 218H182L181 220H182L183 227L187 226V224H186L187 222L190 223L191 225H193L195 231L191 230V233L194 232V234H192V236H195V235L198 236L197 237L198 240L196 239L197 241L194 242V244L192 243L193 247H191L188 243H186L184 241V239H182L181 237H179V236L177 237L181 243L182 248L184 249V252H185L184 256H182L181 254H178V252H176L177 250L175 251L176 246L174 244V247H175L174 251L176 252L175 254H177V257H175V258H177V261H179L181 263L185 262V261H190L191 264H264V248L259 247V245L261 243L260 244L258 243V245H257L256 244L257 240L254 241L252 239H255V238L254 237L251 238V240H252L251 243L255 244L254 249H252V247H250V245L252 246L251 243L241 242L242 240L240 239V237L242 236L243 238L244 237L246 238L247 235L245 234L244 231L241 232L242 228H240L239 225H238L239 226L238 228H240V229L230 228L226 224L219 225L220 217L225 213H229V211H230V213L232 212L231 214L234 213L235 218L238 220L239 223L244 224L245 221L248 222L250 217L245 215V217H246L245 218L242 216V213H241V211H243V215H244V209H245L244 207L249 203L248 202L249 199L246 198L248 196H245L243 198V200H241L242 198H240V197H237L238 200L232 199L231 197L225 196V194L220 192L219 189L216 186H214L213 184H211L210 182H208L207 188L208 189L212 188V191L209 190V192L210 191L211 192H214V191L220 192L219 194L221 196L220 195L219 196L221 198L223 197L222 200H220L221 198L220 199L217 198L219 196H210L209 192H208L209 196H205L204 191L202 192V194L200 196H195V194L192 192L193 190L191 191V190H186V189H183V191L186 192V194L169 193L166 189H164V190L161 189V187L157 183L156 179H154V178L152 179L151 177H148V179L152 182V186L150 185V188L152 189L153 194L150 195L145 190L142 189L141 183L132 179V177L129 174L128 167L122 162L123 158L117 157ZM22 162L27 163V161H23V160H22ZM215 162L213 161L212 163L218 165L217 167H222L221 166L222 163L219 164L220 162H218V161H215ZM260 163H261V165H263L262 162H260ZM260 163H258V165ZM229 164H231L232 167L234 166L232 163H230V161H229ZM248 164L254 165V163H252V162H248ZM216 165L215 166L212 165V166L216 167ZM226 165H228V163ZM208 166L210 167L211 164ZM133 167L135 169L137 168V166H135L134 164H133ZM235 167H236V165L234 166V169H235ZM157 170H159V169H157ZM236 171H239V170H237V168H236ZM0 172L1 173L3 172L1 167H0ZM140 173L142 175H144L145 177L149 176L146 173V171H144V170H140ZM182 173H184L182 175L183 177L186 176L185 172H182ZM152 174L155 175V172L152 171ZM3 175H4V172H3ZM256 175H257V173H256ZM188 177H187V179L190 180L191 183L195 182L194 179H191V176H190V178H188ZM245 177H246V175H245ZM30 178H32V176H29V179ZM111 182L114 185V187L112 189L108 188V185ZM171 182L177 183L178 181H177V179L173 178L171 180ZM63 184H65V181L63 182ZM212 185H213V187H212ZM25 186H27V188H29V189L35 190V187H33L31 182H26ZM83 189H84V191H83ZM45 190L50 191L51 190L50 186H46ZM260 190H262V192L264 191L261 188H260ZM74 191H76V193L71 194L72 192L74 193ZM43 193H44V191H43ZM43 193H41L40 196L37 194L36 195L35 194L30 195L31 197L28 195H23V196L8 195V196H2L1 197V201L6 204L5 205L6 207L4 206L5 208L3 207V209H2L3 212H6L7 215L8 214L11 216L15 215V217H16L15 219H17L16 222L13 223V225H15V227L12 225V228H14V230H16L18 233L15 235L11 234V236L13 235L12 236L13 240L14 239L17 240V241L14 240L13 241L14 243L18 242L17 245L20 244L19 248H16V250H15V248L14 249L11 248V250H9L6 253V254H8L7 259H5L6 260L5 262H7V264H43V262L45 263V261H46L45 264H48V263L59 264V262H57V260L60 257L58 258L55 256L56 255L60 256L61 253L60 254L58 253V252H60V250H61L62 254H63V252L65 253V249H63L64 247H62L61 245L67 246V242L69 243L70 240H72L70 238L71 237L70 233H76V230H78V229H76L75 231L74 230L64 231L61 228L63 226L61 224V217L56 215L55 210H53V211H50L49 209L47 210L46 206H42V205L39 206L34 201L32 202V200L35 199L34 197H36L35 201H38L41 198V199H47V200H49V203L53 204V201L50 199V196L44 195L45 193L44 194ZM253 195L254 194L251 193L249 198L250 197L252 198ZM159 196H164V197L159 198ZM258 197H264V195L262 194L261 196H258ZM26 199H28V200L32 199L31 201L29 200L32 203H30ZM83 199H84V202H83ZM229 199L231 200V203L234 201L232 203L233 205L230 204ZM261 199L258 198V200H261ZM255 200L257 201V199H255ZM26 201H27V203H26ZM159 203L162 206H160V208H159V205H158V208H159L158 209V208H156L157 207L156 204H159ZM230 205H231V207L233 206L232 211H231V207H229ZM132 207H133V209H132ZM224 207H226V209ZM239 207H240V209H239ZM242 207H243V209H242ZM120 208L122 209V212H121ZM237 208H238V210H237ZM234 209H236V210H234ZM4 210H6V211H4ZM19 210L22 212L21 214H20V212L18 213ZM119 210H120V212H119ZM128 210H130V211H128ZM136 211H140V212L136 213ZM143 211H144V213H142ZM137 214H139L140 216ZM191 214H196V219H192L193 217H191ZM238 214L241 215V218L243 217L242 218L243 220L241 218H239L240 215H238ZM128 215H130V214H128ZM143 216L146 217L145 215H143ZM143 216H142V218H144ZM247 217H249V219ZM79 219L80 220L82 219L83 221L81 220L82 221L81 222ZM157 219H156V222H159V221H157ZM141 220L144 221V219H141ZM250 221H251V219H250ZM78 222H80V223H78ZM126 223L129 225V222H126ZM148 224H149V222L147 223L148 227L146 226V223L143 224V225H145V228L142 226V228H141L142 230H140V227H138V229L140 231H142V232H140L137 229L138 232L143 233L144 229L149 230V228L151 226L149 227ZM71 226H73V225H71ZM146 227H147V229H146ZM165 227L167 228V230H164V229H166ZM251 227H252V225H251ZM70 229H72V228H70ZM60 230L62 232H60ZM254 230H257V232H260V233L263 231L262 228H261L262 231L257 229V228ZM129 231H131V230H128V233L125 235V237L133 234V237H132L133 240H130V237H129V240L131 241L132 244H133V241L136 239L135 242L137 244H135V242H134L133 245L139 246L138 242H140V240H141V243H145L147 245H149L150 242L153 241V239L150 240L148 238V237H150L148 233L145 234L146 237L141 236L144 234L140 235L141 238L138 236L140 238V240H139L138 238H136L137 236H134V233H135V235H137L136 232L131 234ZM238 232H239V234H238ZM261 234H263V232ZM175 235H177V234H175ZM8 237H10V235H8ZM143 237H145V238H143ZM169 239L173 243L172 238H169ZM37 240L40 241L41 243L39 244V242ZM53 240H55V241H53ZM59 240H60V242H63V244L60 243ZM66 240H68V241L66 242ZM126 240H127V242H129L128 239H126ZM73 241H75V240L73 239ZM54 242H55V244H54ZM172 243H170L169 247L171 245H173ZM69 244H71V243H69ZM35 245L37 246V248H35ZM15 246H16V244H15ZM38 246H39V248H38ZM260 246H262V244ZM171 247H173V246H171ZM41 248L44 250H42ZM18 249H19V251H18ZM40 249H41V254H40ZM172 249L173 248H171V250ZM13 250H15V252ZM48 250L49 251L54 250L57 252L54 253L52 251L50 253V252H48ZM18 252H20V253H18ZM47 252H48V254H47ZM160 254H163V253H160ZM147 256L149 257V260H146L145 259L146 257L144 255L145 261H144L143 257H141L143 262L141 261L140 258H139L140 259V262H139L138 261L139 259L137 260L136 257H132V258H134V259L136 258L137 261L132 260L131 258L130 259L133 261V263H134V261H136V262H139L140 264H142V263L143 264H145V263L146 264H155L156 263L155 261H158L156 264H165L166 262H171L170 257L168 258V256H166V255L165 256L160 255L161 256L160 260L153 259L149 255H147ZM53 257H54V259L57 258V260L54 261ZM125 257H126V260L128 261V263H127V261L126 262L124 261V262L127 264H131L130 263L131 260L129 259V256H124V258ZM150 257H151V260H150ZM46 259H49V261ZM123 260H125V259H123ZM52 261H54L55 263H53ZM153 261L155 263H153ZM172 261L174 263V260H172ZM136 262H135V264H136ZM178 263L176 262V264H178ZM166 264H168V263H166ZM170 264H172V263H170Z\"/></svg>",
	"mask_w": 264,
	"mask_h": 264
},
{
	"label": "flooded vegetation",
	"instance_id": "flooded-vegetation-1",
	"mask_svg": "<svg viewBox=\"0 0 264 264\" xmlns=\"http://www.w3.org/2000/svg\"><path fill=\"white\" fill-rule=\"evenodd\" d=\"M107 58H108V57L104 58V61H106L107 64H109V63H110V60H109V58H108V60H107ZM87 64L90 65L91 63H87ZM249 89H250V87H249ZM232 90H233V92L235 91V90L233 89V86H232ZM255 92L258 93V95H259V94H264V90H252V89H251L250 92H248V94H252V93H255ZM234 93H235V92H234ZM234 93H233V94H234ZM231 94H232V93H231ZM233 94H232V95H233ZM263 98H264V97H261L260 99H263ZM170 106H171V105H170ZM229 146L231 147L230 144H229Z\"/></svg>",
	"mask_w": 264,
	"mask_h": 264
}]
</instances>
